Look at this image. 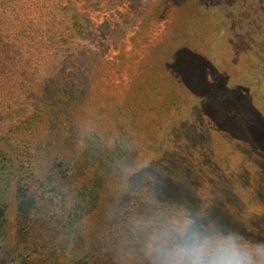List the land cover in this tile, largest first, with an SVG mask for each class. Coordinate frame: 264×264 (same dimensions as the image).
Listing matches in <instances>:
<instances>
[{
	"label": "trees",
	"instance_id": "16d2710c",
	"mask_svg": "<svg viewBox=\"0 0 264 264\" xmlns=\"http://www.w3.org/2000/svg\"><path fill=\"white\" fill-rule=\"evenodd\" d=\"M120 7L0 0V117L34 107L0 129V264H117L190 145L227 144L211 121L264 147V0H154L112 52L68 45L67 25L85 35L84 21ZM229 45L224 85L211 72Z\"/></svg>",
	"mask_w": 264,
	"mask_h": 264
},
{
	"label": "rangeland",
	"instance_id": "374dc122",
	"mask_svg": "<svg viewBox=\"0 0 264 264\" xmlns=\"http://www.w3.org/2000/svg\"><path fill=\"white\" fill-rule=\"evenodd\" d=\"M154 0H122L123 8L118 12L110 11L107 15L94 16L91 25L85 22L86 34L74 33L67 25L65 35L68 45L86 49L92 57H102L112 52L114 44L125 38L136 23L147 13ZM71 47V48H73ZM237 46H226L228 62L237 58ZM235 50V51H234ZM88 54V53H87ZM230 66V68H229ZM236 65L217 67L211 72L215 81L227 84L235 74ZM171 94V93H170ZM168 100V98L166 99ZM33 103L19 107L0 117V129L8 128L33 109ZM211 129L222 131L221 144L218 141H203L201 145H190L189 156L184 160L189 167L184 169L175 184L165 183L164 198L159 203L166 208L170 205H182L190 209H206L211 215L232 226L264 228V147L256 140L255 145L244 143L241 137H234L233 128H224L217 121H211ZM219 135V133H215ZM236 140V142L234 141ZM186 152V153H187ZM228 159L232 162H227ZM224 167V168H223ZM223 168V177H222ZM193 175V176H191ZM226 178H231L227 183ZM173 182V181H172ZM231 188L228 190V188ZM103 205V203H102ZM150 204L144 207V214L149 212ZM10 239L14 237V208L9 204ZM11 241V240H10ZM117 264H132L146 258L138 251L136 244H121L116 249ZM65 257H59L56 264H65Z\"/></svg>",
	"mask_w": 264,
	"mask_h": 264
},
{
	"label": "clouds",
	"instance_id": "9594fccd",
	"mask_svg": "<svg viewBox=\"0 0 264 264\" xmlns=\"http://www.w3.org/2000/svg\"><path fill=\"white\" fill-rule=\"evenodd\" d=\"M131 229L147 264H264V228L241 229L204 208L149 211Z\"/></svg>",
	"mask_w": 264,
	"mask_h": 264
}]
</instances>
